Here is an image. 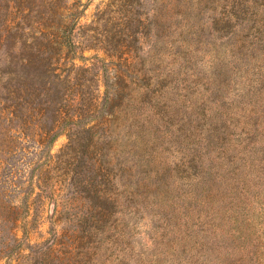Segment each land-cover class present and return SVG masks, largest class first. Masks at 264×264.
Returning <instances> with one entry per match:
<instances>
[{"label":"rangeland","instance_id":"374dc122","mask_svg":"<svg viewBox=\"0 0 264 264\" xmlns=\"http://www.w3.org/2000/svg\"><path fill=\"white\" fill-rule=\"evenodd\" d=\"M0 264H264V0H0Z\"/></svg>","mask_w":264,"mask_h":264},{"label":"trees","instance_id":"16d2710c","mask_svg":"<svg viewBox=\"0 0 264 264\" xmlns=\"http://www.w3.org/2000/svg\"><path fill=\"white\" fill-rule=\"evenodd\" d=\"M50 8L48 9V14L46 16L47 20L52 19L53 15H57V10H53V7L50 2ZM65 9V7H63ZM75 15V18L68 19L67 22H64L63 20H60V29H62V34L61 37L57 35H52V33L49 34H44L43 35V40H42V45H48V47L51 44H57L60 45L61 47H69L71 45L70 41V33L73 30V26L75 24L76 17L78 16V12L73 13ZM230 15H226L221 18V21L223 23L229 22L230 21ZM45 20V22L47 21ZM43 25V24H42ZM42 37V33H41ZM45 54V52H44ZM43 54V56H44ZM50 57H43V60L47 61L50 60ZM56 64V63H55ZM55 64H49L51 65L53 69V76L57 79L56 82L59 84L61 87H57V97L60 100L61 97V102L59 101L58 104L54 103V120L51 122V126H46L43 127L44 129V139L49 138L50 141H52L60 132L59 131H65V134L68 138V144L66 145L69 148H72L73 146H76L79 144V134L82 132H85L91 136V142L90 145H94L97 141L94 140V134L97 133V129L103 128L105 125L106 121L102 120L103 118H100L99 120L95 121L93 124H90L89 122H82L83 119V112H84V107L85 103H80L79 105L77 103V99L74 97V93H77V89L80 88L81 86L78 87L75 83H72L73 78L71 77L70 74H61L58 72H55L57 68H55ZM74 65V64H73ZM48 66V67H49ZM75 67V65L73 66ZM51 68V70H52ZM23 93H26L27 91L24 88H20ZM7 90L9 93H12L14 95L15 90H9L7 87ZM55 90V87H54ZM107 94V93H105ZM11 96V94H10ZM104 102H107V96L104 95ZM15 97V96H14ZM11 98V97H10ZM13 98V97H12ZM109 100V99H108ZM51 101L54 102V98L52 96ZM76 101V102H75ZM10 107V106H9ZM93 109L98 108V104L93 106ZM8 111V110H7ZM14 111V108H12V112ZM39 113L43 115L45 113V108H39L38 109ZM11 112V113H12ZM113 113V112H112ZM110 112L108 113L109 115ZM4 115V114H3ZM107 124V123H106ZM74 148V147H73ZM72 148V149H73ZM7 214L11 215L14 212L18 211V208L16 206H8Z\"/></svg>","mask_w":264,"mask_h":264}]
</instances>
